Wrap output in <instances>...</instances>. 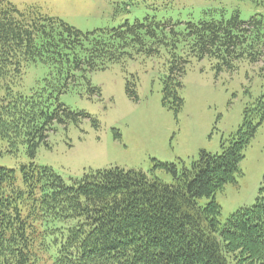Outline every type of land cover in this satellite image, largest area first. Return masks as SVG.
Returning a JSON list of instances; mask_svg holds the SVG:
<instances>
[{"label": "trees", "instance_id": "16d2710c", "mask_svg": "<svg viewBox=\"0 0 264 264\" xmlns=\"http://www.w3.org/2000/svg\"><path fill=\"white\" fill-rule=\"evenodd\" d=\"M252 1L264 11V0ZM162 55L168 68L163 102L177 112L191 60L208 59L218 73L241 61H264V13L247 22L238 12L227 19L204 12L184 24L147 17L82 33L37 7L18 10L0 1V143L8 153L24 145L33 157L54 124L76 115L53 93L126 59ZM30 64L50 72L51 91L14 92ZM263 118L264 95L243 110L241 126L221 142L220 153L200 151L189 167L152 161L172 184L116 167L72 185L31 162L19 178L0 168V264H264V187L252 207L224 224L214 199L241 175ZM201 199L207 203L201 206Z\"/></svg>", "mask_w": 264, "mask_h": 264}, {"label": "rangeland", "instance_id": "374dc122", "mask_svg": "<svg viewBox=\"0 0 264 264\" xmlns=\"http://www.w3.org/2000/svg\"><path fill=\"white\" fill-rule=\"evenodd\" d=\"M18 10L34 6L82 33L116 28L149 17L184 24L197 21L204 12L229 18L238 12L247 22L263 14L252 0H0ZM126 59L107 69L94 71L54 99L76 114L54 124L31 157L26 146L8 153L0 143V168L17 177L23 165L51 169L66 185L84 174L109 168L141 170L150 178L172 184L153 162L186 167L200 151L217 154L221 142L242 124L243 110L264 95V61L255 65L241 61L234 71L216 72L208 59L191 60L178 90L183 101L177 112L163 102V82L168 74L164 56ZM50 72L40 64L24 68L14 92L28 95L47 88ZM129 85V89L127 86ZM93 91V92H92ZM0 91V96L3 95ZM252 107V106H251ZM31 158H30V157ZM240 176L214 199L221 208L220 223L240 208H250L264 187V118L239 165ZM207 199L199 200L202 206Z\"/></svg>", "mask_w": 264, "mask_h": 264}]
</instances>
